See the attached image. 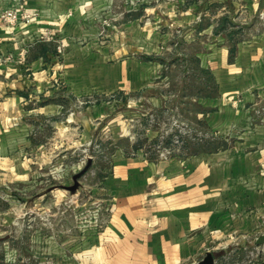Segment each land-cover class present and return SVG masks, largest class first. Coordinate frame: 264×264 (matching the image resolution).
Listing matches in <instances>:
<instances>
[{
	"label": "rangeland",
	"instance_id": "374dc122",
	"mask_svg": "<svg viewBox=\"0 0 264 264\" xmlns=\"http://www.w3.org/2000/svg\"><path fill=\"white\" fill-rule=\"evenodd\" d=\"M24 6L25 0H0L7 29L20 28L18 38L28 39L17 52H0V66L14 62L30 77L29 58L43 56L51 94L11 90L0 98L19 96L33 112L57 102L62 111L58 119L19 117L15 129L25 120L33 125L29 141L1 137L0 264H114L110 175L123 157L157 162L226 152L235 155L223 161L233 162L238 153L239 167L247 162L264 178V0H109L98 9L80 0L77 15L90 29L85 38L53 26L31 32L40 11ZM86 50L113 63L148 61L151 80L140 91L73 93L67 70ZM247 53L255 70L245 90L232 74L244 69L237 59ZM222 108L224 124L216 129L207 117ZM258 230L264 234V219ZM257 241L221 235L186 264L207 252L214 264H264V243Z\"/></svg>",
	"mask_w": 264,
	"mask_h": 264
},
{
	"label": "crops",
	"instance_id": "0c3cea01",
	"mask_svg": "<svg viewBox=\"0 0 264 264\" xmlns=\"http://www.w3.org/2000/svg\"><path fill=\"white\" fill-rule=\"evenodd\" d=\"M88 1L98 9L109 0ZM79 5L80 0H25L24 8L40 11L33 26L27 29L33 32L53 26L85 38L90 29H85L83 21L79 20ZM20 32L18 28L12 34L0 18V52H17L18 46L28 42V39L23 42L21 36L18 38ZM199 57L202 58L200 54ZM217 59L216 63L223 64L219 57ZM240 59L244 69L232 77L239 79L241 88L248 90L249 83L244 80L254 76L250 72L255 70L254 60L251 53L241 57L239 54L237 62ZM71 61L73 65L68 67L67 75L69 87L75 89L73 93L76 90L89 93L98 87L103 88L102 92L140 91L151 80L148 61L129 58L113 63L97 50L79 52ZM28 63L30 77L23 75V67L14 62L0 66V96L10 94L11 90L29 92V89L39 97L51 94L48 74L41 68L43 56L29 58ZM30 95L26 99L33 101ZM22 103L23 98L16 95L0 98V153L4 133L9 141L16 136L29 141L33 125L25 120L23 128L15 129L22 125L19 117L42 115L58 119L62 111L57 102L44 101L36 105L34 112L32 108L25 110ZM231 113L242 116L246 111L234 109ZM208 118L214 128H219L224 124L223 108ZM237 122L240 123L241 118ZM227 155L226 152L201 153L182 160L157 162L145 156L123 157L110 175L115 183L116 202L110 234L118 239L114 240L118 241V246L110 250V255L116 256L114 264H186L205 253L208 242L221 235H255L258 240L262 233L258 226L264 219V178L255 177V167H248L247 162L246 166L239 167L238 153L233 157L235 161L224 162L226 157H231ZM243 156L245 159L247 154ZM5 160L0 155V167Z\"/></svg>",
	"mask_w": 264,
	"mask_h": 264
},
{
	"label": "water",
	"instance_id": "95a60500",
	"mask_svg": "<svg viewBox=\"0 0 264 264\" xmlns=\"http://www.w3.org/2000/svg\"><path fill=\"white\" fill-rule=\"evenodd\" d=\"M257 242H258V244H263L264 243V234H262L258 238ZM214 263H215L214 254L212 252H207L205 257L202 260H200L197 264H214ZM257 264H263V263H257Z\"/></svg>",
	"mask_w": 264,
	"mask_h": 264
}]
</instances>
